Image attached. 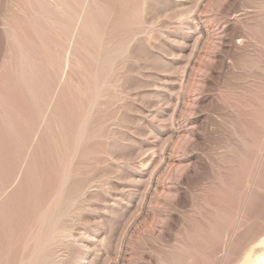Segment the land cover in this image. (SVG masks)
<instances>
[{"label": "rangeland", "instance_id": "obj_1", "mask_svg": "<svg viewBox=\"0 0 264 264\" xmlns=\"http://www.w3.org/2000/svg\"><path fill=\"white\" fill-rule=\"evenodd\" d=\"M0 264H264V0H0Z\"/></svg>", "mask_w": 264, "mask_h": 264}]
</instances>
